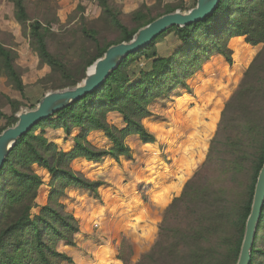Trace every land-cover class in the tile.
<instances>
[{"label":"trees","instance_id":"16d2710c","mask_svg":"<svg viewBox=\"0 0 264 264\" xmlns=\"http://www.w3.org/2000/svg\"><path fill=\"white\" fill-rule=\"evenodd\" d=\"M8 1L13 4L14 18L39 60L66 80L57 88L78 84L84 78L87 67L100 58L110 45L130 40L140 27L155 19L150 18L145 12L147 7L143 5L132 12L134 25L128 27L118 18L120 13L109 6V0H99L102 17L114 27L118 37L101 45L95 31L84 30L91 38L94 53L84 59L78 71L71 75L72 71L49 52L48 28L39 20L30 18L27 0ZM180 10L183 8L180 7ZM173 11L174 7H168L163 14ZM167 34L174 36L180 45L169 56H159L155 44ZM243 36L252 45L264 42V0H221L215 11L205 19L185 27L166 29L147 47L123 60L98 89L40 121L19 138L0 169V264L71 263V257L59 251L57 245L62 241L65 245L74 246L79 221L66 209L61 198L74 187L98 195V187L104 185L102 181L81 177L72 169L71 163L84 159L99 164L105 157L117 160L119 156H127L125 140L131 135H136L144 144L155 143L153 133L145 125V121L153 117L150 104L159 98L169 99L178 92L175 89L181 84L187 86L184 82L213 53L220 54L230 63L232 52L228 44L232 39ZM12 52L0 43V64L4 75L14 89L23 93L25 85L15 67ZM141 59L148 61L149 66L133 73L131 67ZM253 65L254 62L246 71L245 78ZM244 81L225 104L220 128L210 142L211 154L184 182L180 194L165 207L154 244L135 264H236L254 185L264 162V122L256 126L231 119L236 112L232 108L233 103L246 101L254 92L253 88L245 86ZM10 103L11 115L7 116L0 109V117L6 120L0 132L17 121L15 113L20 103L13 100ZM244 110L241 109V112ZM109 112L120 115L122 127L107 122ZM45 125L61 129L67 136L78 128L72 139V148L65 151L48 141L43 133ZM92 131L103 132L111 142L109 148L96 149L87 140ZM218 146L224 150L222 167L225 173H238L244 160L248 161L250 180L244 198L234 211L225 203L223 195L217 197L207 180V175L219 161L213 154ZM242 146H253V150L241 154ZM34 165L48 172L51 188L46 204L36 215L31 212L36 206L42 178L34 171ZM226 225L229 232L218 234L219 228ZM216 236H219V241ZM120 253L119 249L118 259L128 264ZM250 264H264V206Z\"/></svg>","mask_w":264,"mask_h":264},{"label":"rangeland","instance_id":"374dc122","mask_svg":"<svg viewBox=\"0 0 264 264\" xmlns=\"http://www.w3.org/2000/svg\"><path fill=\"white\" fill-rule=\"evenodd\" d=\"M195 2L196 0H109L108 4L114 11L120 13L118 18L121 22L133 27L131 14L143 5L147 7L145 12L150 18L156 19L164 15L168 7H174L175 11L186 12L195 6ZM180 7L183 10H180ZM27 12L31 19L39 20L48 28V50L72 71L71 75L78 71L84 59H88L94 53L91 38L84 30L95 31V37L101 45L113 42L118 37L114 27L102 17L99 0H27ZM0 43L12 49L15 67L25 85L23 93L14 89L5 77L0 64V109L4 114L7 116L12 114L11 100L20 103L15 113L16 117L23 110L34 109L48 92L62 89L57 87L64 85L66 80L39 60L14 18L13 4L8 0H0ZM179 45L174 36L167 34L155 44V51L159 56L167 57ZM228 46L232 52L230 63L220 54L213 53L209 59L199 64L197 71L191 77H198L199 92L204 94L203 101L211 112L219 110L220 116L212 136L204 142L198 139L199 154L206 150V156L203 160L198 158L199 164L189 178L211 154L210 142L220 128L221 113L243 80L245 86L253 88L254 92L246 98V101L233 103L232 108L236 112L231 119L233 122L242 120L256 126L264 122V42L252 45L247 43L243 36L232 39ZM252 62H254L253 68L245 78V73ZM148 66L149 62L141 59L131 67V70L137 73ZM190 79L184 82L187 86L184 84L177 86L175 90L178 92L169 99L159 98L150 104L153 117L146 120L145 125L153 133L155 143L144 144L136 135H131L125 140L128 147L127 156H119L117 160L105 157L99 164L84 159H77L71 163L72 169L81 177L102 181L104 185L98 187V195L74 187L67 190L65 196L61 198L66 209L79 221V232L74 237V246L65 245L62 241L57 245L59 251L66 253L72 259L71 263L64 264L93 262L94 254L88 251L84 243L87 240H89L88 245L94 248L105 242H113V244L118 242V254L120 249V256L124 257L128 264H135L142 254L150 250L157 238L158 224L162 220L166 205L173 198L172 196L180 194L182 190L181 188L177 192L171 189L159 193L163 189L164 181L170 180L171 176L166 174L161 178H153L156 172L172 168L175 161L170 152L167 154L163 152L168 150L170 145L163 147V142H160L159 137L162 132L160 125L163 126L164 118L169 120L173 117L174 105L181 91L188 92L189 96ZM207 80L210 81L206 85ZM221 95L224 97L222 103ZM196 103H199L197 99ZM218 106L221 107L217 109ZM241 109L245 110L241 112ZM107 122L117 127L123 126L122 118L114 112L107 114ZM5 123L6 120L0 117V128L4 127ZM43 133L48 141L69 151L78 128H74L71 135L67 136L63 130L52 129L49 125H45ZM239 137L243 138V135ZM87 140L98 150L107 149L111 145L100 131L90 132ZM218 148L213 154L219 158V161L213 171L211 170L207 175L208 184L212 186L217 197L222 195L225 197V203L234 211L244 198L250 180L248 161L244 160L238 173H225L222 167L225 162L224 150L221 146ZM252 150L253 146H242L240 153H250ZM33 169L42 178L36 206L31 212L32 215H36L46 204L51 188L48 172L37 165H34ZM138 212H143L147 216L141 214L138 217ZM226 227L227 225L220 227L218 234L228 233L229 229ZM215 239L219 241V236ZM135 251L139 253L138 258L134 255Z\"/></svg>","mask_w":264,"mask_h":264},{"label":"water","instance_id":"95a60500","mask_svg":"<svg viewBox=\"0 0 264 264\" xmlns=\"http://www.w3.org/2000/svg\"><path fill=\"white\" fill-rule=\"evenodd\" d=\"M221 0H196L194 7L186 12L173 11L140 27L128 41L110 45L85 72L84 78L75 86L65 87L45 94L37 106L16 115L17 121L0 132V169L19 138L28 133L40 121L69 106L85 95L98 89L109 75L130 54L147 47L158 35L170 27H185L211 15ZM92 68L91 71L89 69ZM264 206V162L258 172L253 190L249 215L236 264H250L251 251L257 225Z\"/></svg>","mask_w":264,"mask_h":264},{"label":"crops","instance_id":"0c3cea01","mask_svg":"<svg viewBox=\"0 0 264 264\" xmlns=\"http://www.w3.org/2000/svg\"><path fill=\"white\" fill-rule=\"evenodd\" d=\"M209 81H206V85ZM188 83L190 86L189 96L187 94L188 92L181 91V95L177 98L174 105L173 117L164 122L163 126L160 125L162 132L159 140L163 142V147L164 145H170V148L163 152L164 154L170 152V155L175 161L172 168H165L163 171L156 172L153 176L155 179L161 178L166 174L171 176L170 180L164 181L163 189L159 193H164L171 189L177 192L181 190L184 182L193 174L196 165L199 164L198 158H202L201 160H203L206 156V150L199 154L197 148L198 139L204 142L212 136L220 116L219 110H215V112L212 110V113L208 105L203 101L204 94L199 92L198 77L191 78ZM196 99L199 103H196ZM223 100L224 97L221 95V103ZM220 107L218 106L217 109ZM178 195L177 193L172 197L174 198ZM137 214H139L138 217L141 214L145 217L147 216L143 212H138ZM84 243L88 251L94 254L93 262L86 264H122L118 259V242L116 244H113V242H105V244H101L97 248L88 245L89 240ZM134 255L138 258L139 253L135 251Z\"/></svg>","mask_w":264,"mask_h":264},{"label":"bare ground","instance_id":"6f19581e","mask_svg":"<svg viewBox=\"0 0 264 264\" xmlns=\"http://www.w3.org/2000/svg\"><path fill=\"white\" fill-rule=\"evenodd\" d=\"M91 70H92V68L89 69V71H91Z\"/></svg>","mask_w":264,"mask_h":264}]
</instances>
